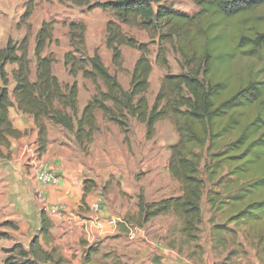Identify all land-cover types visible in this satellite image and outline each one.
I'll use <instances>...</instances> for the list:
<instances>
[{"label":"trees","instance_id":"obj_1","mask_svg":"<svg viewBox=\"0 0 264 264\" xmlns=\"http://www.w3.org/2000/svg\"><path fill=\"white\" fill-rule=\"evenodd\" d=\"M58 1L112 12L114 17L106 24V46L113 64L122 65L123 46L140 52L129 87L110 71L98 50L88 55L85 21L68 24L71 49L64 55V64L71 82H62L54 73L57 56L49 51L55 31L52 20L44 21L36 33L34 80L29 37L21 41L9 38L0 47V157L5 156L3 148L10 146V137L24 134L10 118L13 100L36 122L40 156L48 149L50 124L72 133L79 147L88 152L100 131L98 112L126 135L130 121L137 120L145 125L148 139L155 137L160 121L170 119L178 140L170 147L168 170L179 183L180 194L148 201L141 191L136 221L144 225L158 216L174 214L186 239L197 242L206 199L214 216L222 212L226 220L213 222L220 243H226L224 231L238 236V231L229 227L234 224L253 234L264 254V77H243L233 70L237 57L264 60V0H192L199 8L194 15L174 10L166 5L167 0ZM31 12L30 6L25 17ZM125 26L143 29L159 39L157 60L161 65L168 66L165 45L170 44L190 69L167 73L153 104L147 96L154 70L151 49L127 34ZM9 65H15L12 78ZM80 75L96 88L82 110ZM234 131L237 136L215 150L217 140ZM94 186L92 179L84 180L83 203ZM40 216V231L29 247L15 244L3 264L63 262L56 248L43 246L41 239L49 240L52 223L45 211ZM95 251L94 245L89 247L83 264H126L118 258L109 260L113 255L107 253L105 260L96 259ZM150 262L164 264L160 256Z\"/></svg>","mask_w":264,"mask_h":264},{"label":"rangeland","instance_id":"obj_2","mask_svg":"<svg viewBox=\"0 0 264 264\" xmlns=\"http://www.w3.org/2000/svg\"><path fill=\"white\" fill-rule=\"evenodd\" d=\"M93 1L103 2L107 0ZM166 5L188 15H194L199 11L198 6L192 0H167ZM30 6L32 12L25 17ZM113 17L110 10L97 7L89 10L87 6H79L71 2L61 3L58 0H0V47L5 46L9 38L21 41L25 36H28L32 57V80H34L36 62L33 50L36 33L44 21L52 20L55 23V31L54 41L50 45L49 51L54 52L57 56L54 73L62 82H71L73 78L69 75L64 64V55L71 49L68 24L72 21L82 20L87 24L88 55H92L95 50H98L110 71L116 73L123 86L128 88L133 67L140 52L129 46H123L122 65L118 67L113 64L112 52L106 46V24ZM124 28L127 34L147 43L151 49L150 57L154 70L150 77L151 87L147 96L150 104H153L161 81L167 73H180L190 69L185 66L177 49L170 44L165 45V48L167 47L168 66L161 65L157 60L159 39H154L150 33L137 27L125 26ZM14 66H8L10 75ZM233 70L237 75L243 77L249 75L264 77V60L259 57H237L233 63ZM77 79L79 96L81 97L79 103L83 105L96 92V88L91 81L84 79L81 75ZM80 110H82L81 107ZM97 117L100 123V131L96 134L88 152L79 147L72 133L60 126L50 124L47 152L40 157L37 145V151L35 154L33 153L35 157L32 155L31 158L43 161L49 168L50 163L60 167L63 163L61 159L69 160L73 167H79L81 164L88 172L83 175V181L85 179L94 181L95 196L103 198V205L113 208L118 227L124 228L127 232L133 226L148 229L145 224L139 225L135 219L137 213L133 212L136 206L138 207L139 193L142 191L148 201H156L168 195L180 194V186L168 170L170 147L177 142L178 133L170 119L160 121L157 124L155 137L148 139L146 127L135 119L130 121L126 135L117 125L104 120L100 112H98ZM236 136L237 131H234L217 140L215 150L222 149ZM205 160L202 165H204ZM27 164L26 174H29L30 177L25 178L26 180L17 173L12 164H8L7 168L4 169H1L2 164H0V264H3L4 258L8 255L9 249L15 245L17 238L19 239L22 234L25 238L24 232L15 221L5 220L7 211L14 207L10 199L18 201L19 197L20 205L15 206L17 210H21L26 205L23 203L25 201L29 206L32 205V208H35V203L39 211H42V201L37 195V190L41 189V184L32 176L31 160ZM15 165L17 164L15 163ZM204 177L206 178V175ZM208 185L211 186L210 183ZM49 203L58 205L51 200ZM82 205L80 209L76 210H84L87 213L92 211V208L86 203L82 202ZM215 214L216 216L210 211L209 205L204 199V222L201 226L200 239L197 242L183 238L181 222L175 215L164 216L163 220L158 223L170 226V234L174 237V242L184 249V256L193 258L191 260L193 264H264V254L260 251L256 237L242 227L237 228L234 224L230 225L229 227L238 231V236L234 237L224 231L226 243L219 242V238L214 234L213 222L219 224L226 220L222 212ZM81 215L88 217L84 214ZM213 217L215 218L213 219ZM167 228L169 229V227ZM105 254L95 253L94 257L102 261L105 260ZM112 258L121 259L126 264H149L139 260L124 259L122 254L117 251L109 260Z\"/></svg>","mask_w":264,"mask_h":264},{"label":"crops","instance_id":"obj_3","mask_svg":"<svg viewBox=\"0 0 264 264\" xmlns=\"http://www.w3.org/2000/svg\"><path fill=\"white\" fill-rule=\"evenodd\" d=\"M80 99L81 97L79 96ZM13 101L15 105L10 108V118L14 127L24 134L21 137H10V146L3 148L5 156L0 157V164H2L1 169L7 168L8 164H12L17 173L23 179H27L30 176L26 174V168L31 157V153L27 152V149L31 146L37 147L38 127L34 118L20 111L15 100ZM85 104L86 101L83 105L79 103L81 108ZM61 160L63 163H61L60 167L50 163V168L61 176L63 182L59 186H40L49 200L64 208L61 215L52 216L48 214L52 223L49 240L41 239L46 249L56 248L58 253L62 255L64 260L61 264H83V258L89 247L93 245L97 254L112 253V255H115L117 251L122 254L124 259L139 260L149 264L155 256H160L164 264H193L191 261L193 258L184 256V249L174 242V237L170 234V226L158 223L163 220L164 216L169 214L153 218L145 224L149 229L148 231L146 228L148 231L146 240L131 241L128 240V232L124 228L109 223L111 218L116 219V215L113 208L103 205L104 200L99 211L93 208L94 203L98 199H103L95 196L94 190L88 194L85 200V203L92 208V211L87 213L84 210H76L83 206V175L88 172L81 164L79 167H73L69 160ZM169 196L172 195L165 197ZM18 201L10 199L14 207L7 211L5 220L9 222L15 221L22 232H24L25 238L22 234L19 239L17 238L15 244L21 243L28 248L33 236L40 231L41 212L35 203V208H32L33 206H29L25 201L23 203L26 205L21 210H17L15 206L20 205V201ZM138 211L139 209L136 206L133 212L138 213ZM81 214L88 217H82ZM22 232L20 231V233ZM111 234L112 237H110ZM183 238L186 240V237L183 236Z\"/></svg>","mask_w":264,"mask_h":264},{"label":"built area","instance_id":"obj_4","mask_svg":"<svg viewBox=\"0 0 264 264\" xmlns=\"http://www.w3.org/2000/svg\"><path fill=\"white\" fill-rule=\"evenodd\" d=\"M35 151H37V147L35 146H31L27 149V152H30L31 156L35 154ZM30 160H31V163H32L31 166L33 169L32 176L39 184L59 185L61 183V176L54 170H51L47 166V164H45L43 161L37 160V158L36 159L31 158L29 159V161ZM37 195L42 201V206H41L42 211H45L47 214L56 215V216L61 215L63 213L64 208L59 205L50 204L46 193L42 189L37 190ZM101 203H102V199H98L94 203L93 208L96 211H99L101 209ZM109 223L112 225H117V219L111 218L109 220ZM147 236H148L147 230L144 227L133 226L129 228L128 238L131 241L146 240Z\"/></svg>","mask_w":264,"mask_h":264}]
</instances>
